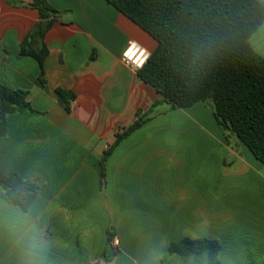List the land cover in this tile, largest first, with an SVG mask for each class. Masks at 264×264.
Wrapping results in <instances>:
<instances>
[{
	"label": "crops",
	"instance_id": "obj_1",
	"mask_svg": "<svg viewBox=\"0 0 264 264\" xmlns=\"http://www.w3.org/2000/svg\"><path fill=\"white\" fill-rule=\"evenodd\" d=\"M48 1L61 14L45 36L42 84L39 61L21 53L39 12L0 0V87L27 90L31 106L8 117L0 172L40 186L27 213L0 189V264H25L33 226L44 264H209L207 253L168 252L184 238L219 240L222 264H264V163L204 104L163 105L118 144L102 178L117 133L164 98L122 59L129 41L150 52L157 41L107 0ZM251 44L264 56V25ZM58 88L76 94L70 111ZM109 232L118 252L104 263Z\"/></svg>",
	"mask_w": 264,
	"mask_h": 264
},
{
	"label": "trees",
	"instance_id": "obj_2",
	"mask_svg": "<svg viewBox=\"0 0 264 264\" xmlns=\"http://www.w3.org/2000/svg\"><path fill=\"white\" fill-rule=\"evenodd\" d=\"M107 1L157 41L139 75L164 98L146 112L139 110L135 122L117 133L102 157V178L118 144L162 114L163 105L170 110L204 104L230 141L238 138L264 163V56L251 44L252 36L264 25V4L259 0ZM27 6L38 10L40 20L22 42L21 53L39 61L40 81L46 84L44 61L49 50L45 36L61 13L48 0H32ZM56 92L70 111L76 94L63 88ZM28 94L27 90L0 87V137L8 134L10 115L31 109ZM0 189L8 203L27 213L40 186L16 172H0ZM114 238V232H109L104 263L113 262L117 255ZM221 250L219 240L208 238H184L168 248L172 255L207 253L209 264H222Z\"/></svg>",
	"mask_w": 264,
	"mask_h": 264
},
{
	"label": "built area",
	"instance_id": "obj_3",
	"mask_svg": "<svg viewBox=\"0 0 264 264\" xmlns=\"http://www.w3.org/2000/svg\"><path fill=\"white\" fill-rule=\"evenodd\" d=\"M135 46V48L133 47ZM130 49L133 52H136V54L139 56L140 53H143L142 56H140L139 60H137L135 58V56H132L130 58V55H128V53L130 52ZM138 50V51H137ZM151 52L145 48L144 46H142L140 43L131 40L129 41L127 48L125 49V51L123 52L122 55V59L123 61H125L126 63L132 65L136 70H140L142 69L146 63L148 62L149 58H150ZM114 245L117 247L119 245V241L116 239L114 240Z\"/></svg>",
	"mask_w": 264,
	"mask_h": 264
},
{
	"label": "clouds",
	"instance_id": "obj_4",
	"mask_svg": "<svg viewBox=\"0 0 264 264\" xmlns=\"http://www.w3.org/2000/svg\"><path fill=\"white\" fill-rule=\"evenodd\" d=\"M22 230L23 224L19 225ZM33 234L29 237V241L26 245V260L25 264H44L43 252L44 244L40 241L38 237V230L33 226Z\"/></svg>",
	"mask_w": 264,
	"mask_h": 264
},
{
	"label": "snow or ice",
	"instance_id": "obj_5",
	"mask_svg": "<svg viewBox=\"0 0 264 264\" xmlns=\"http://www.w3.org/2000/svg\"><path fill=\"white\" fill-rule=\"evenodd\" d=\"M134 48H135V46H133ZM138 51V50H137ZM128 55H130V58L132 57V56H135V58L137 59V60H139V58H140V56H142L143 55V53H140L139 54V56L136 54V52H133L131 49H130V52L128 53Z\"/></svg>",
	"mask_w": 264,
	"mask_h": 264
},
{
	"label": "rangeland",
	"instance_id": "obj_6",
	"mask_svg": "<svg viewBox=\"0 0 264 264\" xmlns=\"http://www.w3.org/2000/svg\"><path fill=\"white\" fill-rule=\"evenodd\" d=\"M131 254H134V253H131Z\"/></svg>",
	"mask_w": 264,
	"mask_h": 264
}]
</instances>
